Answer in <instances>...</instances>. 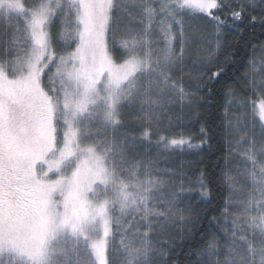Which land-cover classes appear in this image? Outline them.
Returning a JSON list of instances; mask_svg holds the SVG:
<instances>
[{"label":"snow or ice","instance_id":"6c2138e0","mask_svg":"<svg viewBox=\"0 0 264 264\" xmlns=\"http://www.w3.org/2000/svg\"><path fill=\"white\" fill-rule=\"evenodd\" d=\"M129 6L139 9L143 27L117 40L120 13L131 15ZM247 6L235 10L232 0H0V264H112L107 251L115 233L122 264H168L170 246L193 234L196 209L186 196L192 188L181 183L165 191L172 177L139 160L130 163L134 143L116 133L125 113L142 114L149 126L155 117L158 126L168 105L183 104L189 93L173 77L184 73L195 30L211 25L213 56L225 29L243 23ZM196 21H204L203 28ZM155 26L162 55L153 51ZM260 63L250 61L253 74L243 77L254 98L235 96L231 88L225 93L236 109H225V162L236 172L225 171L223 182L242 198L230 194L222 216L212 217L225 237L223 260L212 234L197 264H264V58ZM213 64L207 58L189 74L207 73ZM225 70V64L216 67L209 82ZM232 133L238 138L228 139ZM142 136L149 139V131ZM206 142L166 135L158 141L172 150ZM196 183L207 200L205 173Z\"/></svg>","mask_w":264,"mask_h":264},{"label":"trees","instance_id":"16d2710c","mask_svg":"<svg viewBox=\"0 0 264 264\" xmlns=\"http://www.w3.org/2000/svg\"><path fill=\"white\" fill-rule=\"evenodd\" d=\"M248 5L243 14V23L237 28H226L222 36V48L215 55L210 56L209 49L215 48V33L211 25L201 30H195L194 37L189 41L184 54V73H176L174 79L177 83H182L188 91L189 98L181 104L179 101L168 105L164 110V117L157 126L152 118L149 121L138 112L126 113L123 125L119 128L117 137H124L132 141L135 151L131 153L130 163L139 160L142 164L151 166L154 174L171 176L168 190H178L183 183L187 190L191 186L192 191L186 192L190 197L191 203L195 207L192 213L193 234L183 241L177 240L175 246H170L171 259L168 264H197L199 259L197 252L206 247V243L212 234H215L221 243V253L219 259L224 258V234L219 226L212 220V217H221L225 207V199L231 194L233 199L242 198L240 194L233 193L223 182L224 172L230 171L235 174L236 168L232 164L226 165V155L228 146L226 143L225 130V109L234 106L228 104L226 91L234 89V95L244 98L251 97V93L245 88L244 73H252L250 61H255L257 67H261V59L264 58V0H232V8L239 10L240 4ZM131 15L122 12L120 30L116 34V39L131 37L136 34L137 29L143 25L140 23V12L138 8L131 7ZM225 18V13H220ZM257 19L253 22L252 17ZM229 23H232L230 13L226 15ZM203 28L204 21H196ZM110 43L112 37H109ZM153 51L156 55H162L161 49L164 48V40L158 31V26L153 31ZM176 52L179 54V44H176ZM119 50V49H118ZM210 58L214 64L209 66L207 73L192 71L189 69H200L207 64ZM227 62V63H226ZM221 64L226 65L225 72L209 82L208 77L211 72ZM259 75V73H255ZM250 102V100H249ZM140 119H137V117ZM143 120V124L141 123ZM204 132H201V129ZM149 131L150 138L144 139L142 133ZM206 134V135H205ZM181 136L191 138L193 144H201V139L206 138V143L200 148L189 150L186 146L183 150H172L159 144V137ZM238 138L237 134L232 133L228 139ZM236 160L240 158L233 153ZM134 157L135 159H132ZM231 159V158H229ZM205 173L209 189L207 200L200 196L199 185L196 183L200 173ZM127 176V173H123ZM239 186V185H237ZM186 207V205H181ZM235 208L236 205H230ZM119 216L120 213L114 214ZM187 215V213H186ZM233 216H229L231 220ZM221 223L223 221L221 220ZM120 246L119 233L110 237L107 255L112 264H122V257L117 251Z\"/></svg>","mask_w":264,"mask_h":264},{"label":"rangeland","instance_id":"374dc122","mask_svg":"<svg viewBox=\"0 0 264 264\" xmlns=\"http://www.w3.org/2000/svg\"><path fill=\"white\" fill-rule=\"evenodd\" d=\"M125 116H126V113H125V115H124V118H125ZM119 213V211H114V213H113V215L114 214H118ZM110 239V238H109Z\"/></svg>","mask_w":264,"mask_h":264}]
</instances>
